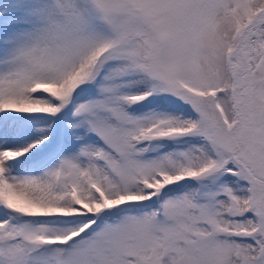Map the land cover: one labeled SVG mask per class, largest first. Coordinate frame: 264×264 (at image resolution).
<instances>
[{
  "label": "snow or ice",
  "instance_id": "snow-or-ice-1",
  "mask_svg": "<svg viewBox=\"0 0 264 264\" xmlns=\"http://www.w3.org/2000/svg\"><path fill=\"white\" fill-rule=\"evenodd\" d=\"M0 264H264V0H0Z\"/></svg>",
  "mask_w": 264,
  "mask_h": 264
}]
</instances>
